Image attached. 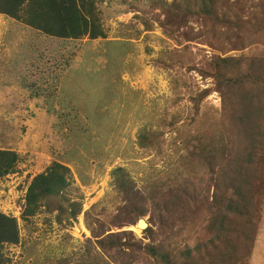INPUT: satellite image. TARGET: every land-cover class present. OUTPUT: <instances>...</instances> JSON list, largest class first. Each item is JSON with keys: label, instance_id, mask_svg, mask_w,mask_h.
<instances>
[{"label": "rangeland", "instance_id": "obj_1", "mask_svg": "<svg viewBox=\"0 0 264 264\" xmlns=\"http://www.w3.org/2000/svg\"><path fill=\"white\" fill-rule=\"evenodd\" d=\"M153 1L98 0L106 38L96 40L51 38L0 15V150L18 154L15 172L0 179V212L19 227V242L3 247L7 264H111L93 232L143 237L136 224L111 225L121 205L113 170L124 168L141 189L175 167L190 134L217 121L219 94L199 72H211L216 51L202 39H171ZM241 5L250 25L224 31L217 25L214 36L245 44L226 55L264 57L263 12L253 0ZM187 26L190 35L201 31L199 24ZM206 88L210 94L197 101ZM142 130L157 138L150 148L138 144ZM53 162L69 169L67 187L22 220L31 179ZM72 204L80 205L75 215ZM237 264H264V194L252 249Z\"/></svg>", "mask_w": 264, "mask_h": 264}, {"label": "trees", "instance_id": "obj_2", "mask_svg": "<svg viewBox=\"0 0 264 264\" xmlns=\"http://www.w3.org/2000/svg\"><path fill=\"white\" fill-rule=\"evenodd\" d=\"M154 0L153 9L165 18L159 27L168 36L201 43L216 53L208 60L220 110L216 122L202 125L182 143L174 168L135 187L122 167L112 172L121 205L111 225L121 229L148 216V226L137 239L130 230L94 234L109 262L123 264H237L252 249L259 198L264 194V57L226 55L243 50L229 36L216 40L220 30L250 25L242 0ZM264 17V0H253ZM4 15L45 36L60 40L105 39L98 0H0ZM189 22L201 31L188 34ZM258 29H264L260 23ZM203 35V36H202ZM205 37V38H204ZM198 43V44H201ZM201 90L197 101L210 94ZM141 148H150L155 134H138ZM160 154V150L157 151ZM14 151L0 150V179L13 174ZM67 167L53 162L35 175L23 197L21 219L28 220L45 201L68 185ZM74 206V204H72ZM58 210L60 207L57 208ZM74 209L77 214L80 205ZM92 231V230H91ZM19 242L16 218L0 212V264H7L4 245ZM109 264V263H107Z\"/></svg>", "mask_w": 264, "mask_h": 264}, {"label": "water", "instance_id": "obj_3", "mask_svg": "<svg viewBox=\"0 0 264 264\" xmlns=\"http://www.w3.org/2000/svg\"><path fill=\"white\" fill-rule=\"evenodd\" d=\"M143 220L144 219H139L137 224H136L137 227H139V228L141 227L140 228L141 230H144L148 226V224L146 222H144L145 220L144 221Z\"/></svg>", "mask_w": 264, "mask_h": 264}, {"label": "bare ground", "instance_id": "obj_4", "mask_svg": "<svg viewBox=\"0 0 264 264\" xmlns=\"http://www.w3.org/2000/svg\"><path fill=\"white\" fill-rule=\"evenodd\" d=\"M140 228H141V227H140ZM140 228H139V229H140Z\"/></svg>", "mask_w": 264, "mask_h": 264}, {"label": "clouds", "instance_id": "obj_5", "mask_svg": "<svg viewBox=\"0 0 264 264\" xmlns=\"http://www.w3.org/2000/svg\"><path fill=\"white\" fill-rule=\"evenodd\" d=\"M138 222V221H137Z\"/></svg>", "mask_w": 264, "mask_h": 264}]
</instances>
